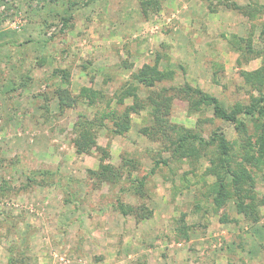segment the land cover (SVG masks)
Segmentation results:
<instances>
[{
    "label": "rangeland",
    "instance_id": "1",
    "mask_svg": "<svg viewBox=\"0 0 264 264\" xmlns=\"http://www.w3.org/2000/svg\"><path fill=\"white\" fill-rule=\"evenodd\" d=\"M161 1L145 18L137 0H0V264H264V204L256 224L245 221L233 201L217 211L208 195L214 181L205 175L209 158H179L149 140L139 131L148 123L146 111L132 114L121 135L108 129L111 122L97 132V144L109 150L107 163L133 162L125 168L129 178L125 171L120 183L101 185L87 173L98 167L100 154L75 153L72 126L79 113L92 117L105 109L102 95L92 106L58 112L59 85L75 95L90 87L111 97L130 80L124 61L136 70L157 57L160 69L174 73L156 88L189 83L225 105L247 100L239 71L257 68L260 59L238 64L228 40L234 33L251 36L260 47L264 13L249 17L221 5L211 12L209 0ZM69 13L65 26L60 15ZM59 70L69 72L68 84ZM138 87L144 97L145 87ZM131 103L128 97L117 106ZM188 103L182 95L172 99L171 123L193 128L206 119L204 138L216 128L237 138L234 126L210 108L190 114ZM39 169L53 174H36L40 185L28 182ZM255 188L264 195V171ZM141 205L152 211L149 218L129 208ZM181 226L187 239L176 229Z\"/></svg>",
    "mask_w": 264,
    "mask_h": 264
},
{
    "label": "trees",
    "instance_id": "2",
    "mask_svg": "<svg viewBox=\"0 0 264 264\" xmlns=\"http://www.w3.org/2000/svg\"><path fill=\"white\" fill-rule=\"evenodd\" d=\"M137 2L139 10L145 18H148L151 13H156L162 3L161 0H137ZM217 5L238 10L240 13H246L249 17L264 13V5L241 6L234 0H209L208 8L214 12ZM60 16L63 25L67 26V22L72 17L71 14ZM228 42L238 52L236 60L238 64H241V61L248 62L253 58L260 59L257 68L239 71L247 88L246 101L239 100L225 105L215 95L189 83L168 88L165 86L156 88V83L172 79L174 73L172 70L160 69L158 57L153 63H144L136 70L132 69L131 62L124 61L123 67L131 69L130 80L120 89L114 91L111 97L103 96L102 89L95 90L90 87H81L76 95L61 85L56 88L54 94L59 113L65 109L74 108L79 103L85 102L86 105L92 106L96 103L98 94L102 95L100 99L106 104L104 110L96 112L92 117L88 116L85 111L79 113L72 126L74 133L72 143L75 153L83 154L96 150L100 154L98 167L87 170L90 179L95 184L120 183L125 171L129 178V169L125 168L133 164L128 159L118 166L107 163L105 160L109 157V150L107 146L101 147L97 144V132L107 127V122H111L112 125L108 129L112 133L121 135L130 128L132 114L146 111L148 123L145 122L139 131L149 140L159 142L165 150L171 151L179 158H190L191 156L209 158L205 175L213 176L214 181L208 185V195L211 196L217 211L223 208L228 201H233L236 212L241 214L245 221H250L253 224L260 221L259 206L264 204V195L260 194L255 187L257 173L264 171V43L255 48L252 46L251 36L242 37L235 33L231 35ZM217 70L213 71L212 78L215 83L219 84ZM57 72H60L63 83L68 84L69 72L66 70ZM139 84L146 89L144 97L139 95ZM178 95H182L188 100V113L192 114L210 108L216 118L234 126L237 138L228 139L220 128L212 130L208 137L204 138L202 125L204 121H207L206 119L198 118L193 128L171 123L169 120L171 102ZM105 96L107 100L104 99ZM113 97L116 98L114 106L110 105ZM128 97L131 98L132 103L118 108L117 104L123 105L124 99ZM161 162L167 164L168 161L163 159ZM33 172L35 174L28 175L27 181H33L38 185L42 184V181L35 180L36 174L45 179L53 174L50 169H39ZM136 182V193L142 194L143 182L139 179H136ZM118 208L120 212L126 214L122 203H118ZM129 208L137 212L136 215L141 219L149 218L152 214V211L143 205L140 208ZM220 220L227 221V216H220ZM176 229L185 239L189 237L183 226L176 227Z\"/></svg>",
    "mask_w": 264,
    "mask_h": 264
}]
</instances>
